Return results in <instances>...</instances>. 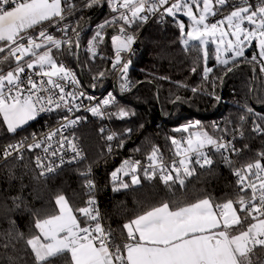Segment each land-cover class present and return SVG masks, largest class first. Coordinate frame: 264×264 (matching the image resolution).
Here are the masks:
<instances>
[{
  "label": "trees",
  "instance_id": "1",
  "mask_svg": "<svg viewBox=\"0 0 264 264\" xmlns=\"http://www.w3.org/2000/svg\"><path fill=\"white\" fill-rule=\"evenodd\" d=\"M108 1L76 0L67 17L75 20L71 50L53 51L54 59H65L71 67L79 65L89 83L92 76H109L116 57L113 26L105 29L101 54L94 63L85 53L93 27L110 14ZM203 1L196 0L192 6ZM49 22L29 28L12 41L0 42V55L20 37L48 31ZM83 27L88 30L78 36ZM133 30L139 40L125 66L128 91L112 106L107 121L84 118L76 130L85 153L83 162L46 177L39 174L33 153L27 149L21 158L0 162V264H73L67 251L40 260L31 247L39 223L60 213V199L84 226L90 222L91 197L95 195L102 223L110 233L108 245L120 260L132 240V220L163 205L176 210L203 200L214 207L232 202L239 220L230 233L237 235L252 227L255 218L239 209L248 192L234 171L264 168V59L261 57V67L249 61L251 56H259L253 49L242 58H224L211 43L205 55L200 43L182 42L181 26L172 16L162 24L154 20ZM12 68L9 56L0 62V71ZM44 121L51 125L55 120L35 118L10 132L0 111V154L6 145L24 142L43 130ZM187 122H195L211 143L224 138L234 149L204 152V163H195L193 171L174 170L159 176L139 168L137 179L131 180V161L146 162L154 154L177 155L175 141L186 134L179 126ZM106 127L116 135L111 148L105 139ZM114 174L117 179L112 178ZM177 177L183 180L177 182ZM90 179L95 182V193L87 189ZM237 262L264 264V243L237 256Z\"/></svg>",
  "mask_w": 264,
  "mask_h": 264
},
{
  "label": "built area",
  "instance_id": "2",
  "mask_svg": "<svg viewBox=\"0 0 264 264\" xmlns=\"http://www.w3.org/2000/svg\"><path fill=\"white\" fill-rule=\"evenodd\" d=\"M28 0H0V15L25 3ZM61 10L53 17L48 31L42 35L35 36L34 33L27 34L17 42L11 44L4 50L5 55H0V62L7 56L12 59L15 70L22 68L21 73L14 80L4 82L0 92V103L9 99H26L34 109L35 117L39 120L53 117V124L47 125L43 130L34 133L28 140L6 145L0 154V162L11 157L21 158L24 150L33 153V163L41 176L54 175L68 167L79 164L85 160V153L76 136V130L84 118H91L99 121H107L109 112L114 104L125 95L129 89L128 79H124L125 66L129 56L132 54L139 36L135 35L136 25L143 28L154 20L162 24L169 14L166 10L173 9L179 0H109L107 6L110 14L102 22L96 24L92 35L87 39L85 53L90 62H95L100 56L102 44L105 36V29L108 26L115 27L112 40L130 42L126 50L119 51L122 56L121 61L114 60L111 65L109 76L102 78L92 76L91 83L85 81L83 69L78 65L71 67L65 59L54 60V66L35 65L26 67L32 60L40 55L50 54L53 51H63L70 48L72 33L75 34V20L67 19L76 0H58ZM187 3L194 4L196 0H186ZM264 0H212L210 12L204 14L208 24H214L223 20L230 9L240 5H250L252 8L263 5ZM227 30L231 35L235 30L242 27V23L232 21L228 24ZM88 28L83 27L77 35L80 36ZM80 46H77L79 50ZM218 48H220L218 46ZM218 51L217 47H214ZM116 52V51H115ZM117 54V52H116ZM255 66L261 67L262 59L258 55L248 58ZM61 69L54 73L51 70ZM10 70L0 71V76H4ZM87 78V74H86ZM181 130L196 129L195 122H187L179 126ZM105 139L108 147L111 148L116 135L104 129ZM227 153L234 149V144L229 140L221 138L200 150H194L184 155L186 161L180 163V156L177 154L173 158H166L162 155L154 154L146 162L131 161L132 168L129 172L131 180L137 179L139 168L143 170L158 172L159 176L169 175L170 171L177 173L193 171L195 163H204V152L209 150ZM239 176V181L243 189L247 190L248 196L243 199L244 210L253 217L263 220L264 228V168L250 171L247 168L239 167L234 171ZM117 179V175H113ZM90 193H95V182L90 179L87 183ZM92 209L89 212L90 222L82 226L75 233L76 240H92L99 244H108L110 233L102 223L99 215V203L95 195L91 197ZM218 214L225 211L222 207L217 208ZM72 245H69L71 247ZM255 244H248L246 252L252 251ZM114 264H125L123 260L116 258Z\"/></svg>",
  "mask_w": 264,
  "mask_h": 264
},
{
  "label": "crops",
  "instance_id": "3",
  "mask_svg": "<svg viewBox=\"0 0 264 264\" xmlns=\"http://www.w3.org/2000/svg\"><path fill=\"white\" fill-rule=\"evenodd\" d=\"M60 10L58 0L26 1L0 15V42L12 41L26 33L29 28L51 20L59 14ZM29 63L26 65L27 68L30 67ZM18 69L20 71L16 78L22 71V68ZM3 83L0 84V92ZM10 100L15 102L9 104ZM22 100H25V106L20 105L19 101ZM0 111L7 128L15 120H21L10 132L27 125L36 118L32 104L24 98L2 101ZM192 209L197 210L191 212ZM61 214L38 225L39 233L31 241V247L40 260L67 251L73 264H114L115 255L108 244H99L87 239L76 240L75 233L84 222L79 221L71 212L72 218H69L68 223ZM220 216L216 208L206 200L176 210H170L167 205H163L142 214L134 218L129 225L132 240L125 246L123 262L125 264H206L202 256L197 255L201 247L197 244L199 240L196 239L208 235L209 242L216 239L224 242V237L216 233L221 228ZM238 240L235 238L232 242L234 248L240 245L236 243ZM192 242L195 245H192ZM261 243H264V240L254 244ZM214 244H208L207 247ZM69 245L72 246L69 247ZM234 251L236 252V249ZM234 254L237 259V256L243 253L241 251ZM212 259V264L216 260H221L219 256Z\"/></svg>",
  "mask_w": 264,
  "mask_h": 264
},
{
  "label": "rangeland",
  "instance_id": "4",
  "mask_svg": "<svg viewBox=\"0 0 264 264\" xmlns=\"http://www.w3.org/2000/svg\"><path fill=\"white\" fill-rule=\"evenodd\" d=\"M211 6L212 0H204L201 5L196 4L195 8L192 6V3H187L186 0H179L176 2L173 9L169 8L166 10V14H169L179 22L182 31V42L184 44L190 42L200 43L205 55H207V45L211 43L214 47H217V55L220 54L224 58H242L250 49H253V52H257L259 57L264 59V4L254 8L250 5L233 7L223 20L215 22L214 24H208L203 15L210 12ZM248 18H252L258 25L247 24L246 20ZM184 19L188 21V24H186ZM232 21L242 23V27L238 28L230 35L226 26ZM128 44H130V42L113 40L114 50L117 52L114 60L116 63L120 62L122 58L119 51L126 50ZM218 46L220 48H218ZM37 64L54 66V60L50 54H44L32 60L29 66L32 67ZM19 71L20 69L10 70L4 76H0V82L3 83L4 81L16 79V75ZM60 71L61 69L51 70L50 72L58 73ZM14 102V100H10L9 104ZM19 102L20 105L25 106V100ZM20 121L21 120H15L10 123L8 125L9 131H12L14 129L13 127L20 123ZM210 144L211 140L204 133L195 128L187 130L183 139L175 141V149L180 156V163H185L186 158H184V155L194 150H200ZM168 178H170V176ZM182 180L183 178L181 177L176 178L177 182H181ZM262 183L264 185V179ZM59 206L60 213H62L61 216L66 218V222L69 223V218H72V216L70 215L71 211L66 202L60 199ZM218 207H222L225 212L220 216L221 228L218 229L216 233H220L224 237V242L218 239L209 242L210 237H208V235H203V237L196 239L199 240L197 244L201 247L197 255H201L206 264H212V258L215 256H219L221 260H216L214 264H238L236 261V254L234 253L242 251V253L245 254V247L248 244L259 243L264 240L263 220L254 217L255 220L251 230L248 229L245 232L233 235L230 233L229 229L236 225L239 220L238 209L235 207V203L228 202ZM218 207H215L216 211ZM239 209H244L243 203L240 204ZM196 210L197 209H192L191 212H195ZM224 216H228L229 220L224 221ZM235 238H237V240L239 239L236 243L240 245L234 248L232 242L235 241ZM211 243L215 244L211 247H207L208 244ZM192 245H195V243L192 242ZM217 245L219 246L217 247ZM234 249H236V252ZM226 254H228V256Z\"/></svg>",
  "mask_w": 264,
  "mask_h": 264
},
{
  "label": "water",
  "instance_id": "5",
  "mask_svg": "<svg viewBox=\"0 0 264 264\" xmlns=\"http://www.w3.org/2000/svg\"><path fill=\"white\" fill-rule=\"evenodd\" d=\"M246 23L249 24V25H258L252 18H248L246 20ZM172 171H174V170H172ZM176 173H177V171H176ZM223 220L224 221H228L229 220V217L228 216H224ZM249 229L251 230L252 227H250Z\"/></svg>",
  "mask_w": 264,
  "mask_h": 264
}]
</instances>
